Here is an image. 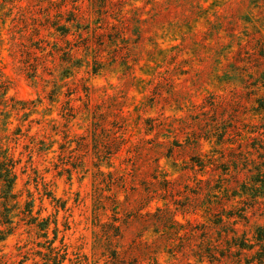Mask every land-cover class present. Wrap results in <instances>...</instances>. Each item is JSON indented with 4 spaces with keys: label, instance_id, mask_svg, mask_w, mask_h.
Wrapping results in <instances>:
<instances>
[{
    "label": "rangeland",
    "instance_id": "1",
    "mask_svg": "<svg viewBox=\"0 0 264 264\" xmlns=\"http://www.w3.org/2000/svg\"><path fill=\"white\" fill-rule=\"evenodd\" d=\"M4 161L0 264L251 262L264 0H0Z\"/></svg>",
    "mask_w": 264,
    "mask_h": 264
},
{
    "label": "trees",
    "instance_id": "2",
    "mask_svg": "<svg viewBox=\"0 0 264 264\" xmlns=\"http://www.w3.org/2000/svg\"><path fill=\"white\" fill-rule=\"evenodd\" d=\"M16 181V175L14 173V165L11 162L4 161L0 164V184L3 183L5 187L6 200H9L10 198H14V195L12 194V190L14 187ZM260 184H262V187L259 188L260 193L259 195H255L254 198L264 197V181H258ZM11 222L7 220L5 224H10ZM116 230V237H120V229L118 227H115ZM10 234L9 232L0 231V242L4 241L7 235ZM255 241L257 244H251L250 241L246 240L245 238H235L232 237L230 241L226 240V249H228V252H231L232 248H236L240 252V256L242 253L246 252L247 254H250L247 258H250L252 261H248L246 264H254L253 261H258V264H264V228L257 229ZM259 246L260 250L255 252V248ZM212 248H214L212 246ZM210 252L206 253L204 252L202 258H207L209 262L214 263L218 262L219 264H222V262H225L227 258H229L227 255H221L220 257L217 256L216 253L212 252V249L210 248ZM203 260V259H202ZM211 263V264H212ZM237 263V262H235ZM242 263V260L240 261ZM132 264H136V261H132Z\"/></svg>",
    "mask_w": 264,
    "mask_h": 264
}]
</instances>
